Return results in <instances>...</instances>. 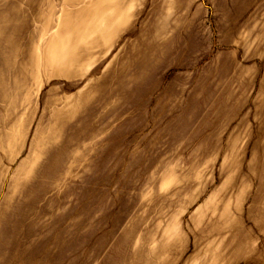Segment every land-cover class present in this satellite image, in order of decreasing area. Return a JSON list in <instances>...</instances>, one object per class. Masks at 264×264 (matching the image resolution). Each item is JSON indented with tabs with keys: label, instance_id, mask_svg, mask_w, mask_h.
<instances>
[{
	"label": "rangeland",
	"instance_id": "rangeland-1",
	"mask_svg": "<svg viewBox=\"0 0 264 264\" xmlns=\"http://www.w3.org/2000/svg\"><path fill=\"white\" fill-rule=\"evenodd\" d=\"M0 264H264V0H0Z\"/></svg>",
	"mask_w": 264,
	"mask_h": 264
}]
</instances>
